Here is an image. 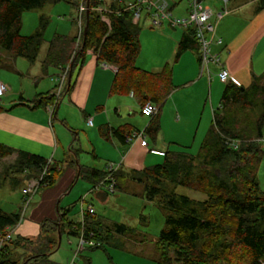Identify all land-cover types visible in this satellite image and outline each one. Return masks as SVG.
<instances>
[{
    "label": "trees",
    "instance_id": "1",
    "mask_svg": "<svg viewBox=\"0 0 264 264\" xmlns=\"http://www.w3.org/2000/svg\"><path fill=\"white\" fill-rule=\"evenodd\" d=\"M58 1L61 0H0V51L35 63L45 41L48 22L41 17L37 31L24 36L21 34L23 14ZM233 1L230 0L229 4ZM251 2L258 4L255 14L264 10V0ZM82 4L86 8L89 5L90 12L87 15L85 11L82 16L81 36L79 32L77 36L56 35L49 43L43 63L44 72L66 65L71 59L75 69L83 63L87 51L93 50L99 62L117 69L112 96L133 93L141 106L151 102L159 107L156 116L148 117L151 121L142 132L155 140L161 129L159 116L162 106L175 89L172 67L167 64L159 72H149L137 66L141 29L139 24H133V12L124 10L118 0L75 1L78 10ZM99 6L111 10L108 14L110 25L97 12ZM179 6V3L174 4L173 10ZM186 12L188 15V0ZM188 51H193L200 62V47L192 29L185 30L176 61ZM38 97L34 101L38 107L54 105L57 100L52 93ZM114 133L125 140L131 136V128L124 125ZM263 142L264 73L254 76L248 87L226 84L220 105L213 112L212 125L197 155L173 149L163 154L162 163L142 171L125 172L121 168L116 171V192L126 189L129 181L138 182L143 185L146 199L150 202L158 200L166 211L165 227L156 240L159 252L155 264H264V192L258 181L259 167L264 158ZM12 155H16L10 167L14 175L11 181L13 188L31 179L39 180L46 171L39 192L53 187L62 174V167L42 157L17 152L0 144V160ZM105 177L104 172L81 166L82 180L97 185ZM178 187L198 192L205 196V200L179 196ZM24 205L27 206L25 195ZM70 211L57 221L45 220L37 238L14 239L11 231L19 225L22 215L0 208V238L11 236L0 248V264H59L52 260V256L60 248L64 233L79 239L84 237L88 244L82 251L103 250L108 253L106 243L111 241L113 233L126 236L133 232L124 224L98 221L88 211L85 221L76 223L68 219ZM85 264H90V261L86 260Z\"/></svg>",
    "mask_w": 264,
    "mask_h": 264
},
{
    "label": "crops",
    "instance_id": "2",
    "mask_svg": "<svg viewBox=\"0 0 264 264\" xmlns=\"http://www.w3.org/2000/svg\"><path fill=\"white\" fill-rule=\"evenodd\" d=\"M251 4L255 3H248L233 11L246 9ZM223 8L224 6L219 12H215L211 19L212 23L213 18H217L216 24L212 23L216 28L215 37L223 41L222 46L214 45L213 51L220 55L223 65L230 72L229 83L248 87L254 76L259 77L264 73V57L256 61L257 55L263 56L261 53L264 51V19H262L264 10L254 15L255 24L246 27L245 31L239 32L236 36L228 37L225 34L217 35L216 26L225 18V16L222 19L218 18ZM228 12L230 14L231 11ZM258 19L261 20L258 22ZM172 29L173 34L169 29L164 30L170 33L173 40L170 52L164 58H160L159 63L154 65V70L159 72L169 64L173 69L175 89L162 106L159 116L161 127L159 135L155 140L145 135V138H148L147 147H142L141 139L133 135L144 132L151 121L150 118L144 120L148 117L141 114L142 106L133 93L126 96L111 95L117 69L99 62L98 55L93 50L87 51L83 63L75 69L72 68V59L66 65L49 69L47 73L42 66L41 73L46 78L49 77L52 82V87L47 91H41L38 76L31 75L29 80L24 77L22 69L17 67L19 58L13 55L5 56L7 63H12L14 73L19 75L21 80L16 85L9 84L8 94L4 96L6 101L0 100L2 108L0 144L17 152L37 155L63 168L55 185L37 192L27 206L24 205L23 192L26 182L23 183L18 198L8 204L10 209L3 208L6 212L22 215L19 225L11 231L12 238L35 239L40 235L41 224L45 220L57 221L66 211L71 210V213L75 208L79 209V220L76 223L85 221L89 206L94 209L92 216H96L98 221L101 219L106 224L116 223L111 220L114 216L108 218L98 213L101 207L113 206L110 199L112 194L107 189L94 191L100 183L93 185L80 179L81 166L104 173L109 165H113L117 170L121 168L125 172L142 171L160 163V158L172 148V144L183 142L179 138L168 139L165 136L164 128L167 120H170V125L172 123L181 127L184 123L192 124L193 121H199L202 124L207 118L213 119L212 111L215 110V104H218L221 87L226 86L219 80V68L212 66L210 76L202 73L199 58L193 51L184 53L176 61L177 49L185 35V30L173 27ZM3 57L0 56L1 68L6 63ZM23 81L32 84L34 81L38 82L34 83L36 90L28 91ZM58 86L61 88L56 90ZM61 90L62 92L65 90L64 94ZM47 93L57 96L56 103L38 107L34 101L39 95ZM13 97L18 100L10 101L9 99ZM209 99L210 106H208ZM89 119L93 121L92 126L88 125ZM124 125L130 126L131 136L121 140L114 132ZM152 151H157L158 154ZM86 184L90 185L89 189L84 186ZM12 189L16 188L12 186ZM76 190H87L88 193L79 201H76V197L70 199ZM82 200L85 201V213H82L79 205ZM117 236L113 233L111 243H106V246H116ZM78 244L80 245V239Z\"/></svg>",
    "mask_w": 264,
    "mask_h": 264
},
{
    "label": "rangeland",
    "instance_id": "3",
    "mask_svg": "<svg viewBox=\"0 0 264 264\" xmlns=\"http://www.w3.org/2000/svg\"><path fill=\"white\" fill-rule=\"evenodd\" d=\"M75 1L80 0H73L71 2L61 0L55 3H49L41 9H35L23 14L21 34L24 36H30L37 31L40 26L41 17H45L48 22L45 31V41L42 45L37 61L35 63H30L24 58H19L17 61V67L22 69L25 78L29 80L31 79L29 77L31 75L32 77L38 76L40 78L38 82L41 83V91H47V89L52 87L51 79L49 77L46 78V76L41 73L44 60L47 56L49 41L56 35H78L79 13ZM106 1L110 2L111 0ZM169 2L172 6L177 3L180 5L179 8L174 11V16L176 18L187 17V0H169ZM248 3H250V0H234L232 4L227 6V9L231 12L230 14L228 12L225 15V18L216 26L217 35L223 36V34H225L228 37H233L239 32L245 31L246 27L256 23V19H254V9L258 5L257 3L251 4V6L246 9L233 11V9L244 6ZM204 5L212 8L214 14L215 12H219L223 7L219 1H205ZM262 19H264V17ZM260 20L261 19H258V22ZM216 22L217 18L214 17L212 23L216 24ZM139 27L141 29V51L137 60V66L146 69V71L149 70L155 72L157 70H154V65H157L160 58H164L166 54L170 52L171 45L173 44L170 33L164 32V30L169 29L173 34V29L168 22H165L162 27L157 28L153 26L149 18H146L145 16H143L140 21ZM261 54L263 56L258 54L256 61H260V58L264 57V51ZM6 55L12 54L3 50L0 51V56H4L3 60L6 61V63L2 65V68L0 67V79H2L1 82L4 81L3 83L7 86L9 84L16 85L21 79H19V75L14 73L12 63H7ZM25 73L27 75H25ZM23 83L27 86L28 91L32 92L36 90L34 85V83H36L35 81L33 84L28 83V81H23ZM28 84L30 85L29 87ZM224 89L225 86L223 85L220 90L218 104H215V110L219 107ZM15 99L18 100L16 97L9 100L11 101ZM0 100L6 101L5 97L0 98ZM208 102V106H210V99ZM214 111H212V116ZM251 119H254V116H251ZM144 120H149V118H144ZM212 120V118H207V120H203L202 124L199 121H193L192 124L184 123L181 126L182 128L180 126H175L172 123L170 125V120H167L164 128L165 136L168 139L179 138L183 141H179L177 144H172L173 146L170 151H174L173 149L182 150L193 156L197 155L212 125ZM179 129H181V131ZM146 139L148 140V138ZM15 157L16 155H12L0 160L1 209L4 207H6L4 209H10V205L8 204L18 198L24 185L22 182L18 188L12 189L11 181L14 175L12 174L10 167L14 164L16 160ZM163 160V158H160V163H162ZM258 181L261 190L264 192V158L259 167ZM84 186H87V189L90 188L89 184ZM87 193V190H76L70 196V199L76 197V201H79L82 197L84 198ZM177 194L179 196H187L197 201L205 200L204 195L182 187H178ZM110 199L112 200L113 206L108 205L101 207L98 209V213L103 216L106 215L108 218L114 216V218H111L113 222L116 221V223L127 225L133 229V232L126 234L125 237L117 236L116 246H107L108 254L103 250L92 251L88 249L82 251L80 255L77 253L79 239L64 233L62 235L60 248L52 256L53 261L59 264H85L86 260H89L90 264H155L159 252L156 247V240L159 238L161 230L165 227L166 211L160 207L158 200H155L154 202L148 201L144 195L143 185L134 181H129L126 189L118 191L116 194H112ZM78 212V208L73 209L68 216V219L77 222L79 220Z\"/></svg>",
    "mask_w": 264,
    "mask_h": 264
},
{
    "label": "built area",
    "instance_id": "4",
    "mask_svg": "<svg viewBox=\"0 0 264 264\" xmlns=\"http://www.w3.org/2000/svg\"><path fill=\"white\" fill-rule=\"evenodd\" d=\"M205 1L215 2L219 1L223 6L222 12L218 14V18L222 19L227 13V6L229 5L230 0H188L189 2V13L186 18H176L174 16L173 6L170 4L169 0H135L131 2L130 0H118V2L123 6L124 10H130L133 12V24H139L143 16L149 18L152 25L160 28L164 25L165 22H168L169 25L173 28H180L184 30L192 29L195 31V36L200 47V68L202 73H206L210 76L211 67L216 66L219 68V80L227 84L231 81V74L225 68L220 58V55L213 51V46H222V39H216L215 37V26L211 23V19L214 16V11L207 5H204ZM87 11V8L82 4L79 7L78 13V28H79V37L82 34V16L84 12ZM97 12L101 16L102 20L110 25V20L108 14L111 13V10L106 6H99ZM104 67H107L104 65ZM64 78L62 79V82ZM61 88V87H60ZM9 91V87L0 81V98L4 97ZM142 115L146 117H154L159 113V107L154 105L151 102L146 103L141 108ZM88 125L92 126V119L88 120ZM134 137L141 139V146L147 147L148 143L146 141L145 135L143 133H137ZM234 147V144L233 146ZM154 154H158L157 151H152ZM50 164V163H49ZM117 169L113 165H109L106 170V177L96 186L94 191L100 189H107L108 192L114 194L116 192L117 182L115 178ZM46 171L43 173L42 178L31 179L27 182L26 188L24 189V195L26 196L27 205L32 201L33 197L37 194L40 189L41 182ZM85 201H81L82 213L84 209ZM88 213L93 214L94 209L89 206ZM11 236L7 235L4 238H0V248L3 244L10 240ZM88 244V241L81 237L79 251H82L85 248V245ZM78 253V252H77Z\"/></svg>",
    "mask_w": 264,
    "mask_h": 264
},
{
    "label": "water",
    "instance_id": "5",
    "mask_svg": "<svg viewBox=\"0 0 264 264\" xmlns=\"http://www.w3.org/2000/svg\"><path fill=\"white\" fill-rule=\"evenodd\" d=\"M89 12H90V10H89V5L87 6V15H89ZM60 239H61V237H60Z\"/></svg>",
    "mask_w": 264,
    "mask_h": 264
}]
</instances>
